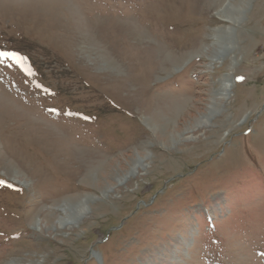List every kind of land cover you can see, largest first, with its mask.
<instances>
[{"label":"rangeland","instance_id":"374dc122","mask_svg":"<svg viewBox=\"0 0 264 264\" xmlns=\"http://www.w3.org/2000/svg\"><path fill=\"white\" fill-rule=\"evenodd\" d=\"M227 2L0 0V264H264V0L235 27ZM228 79L211 132L169 148Z\"/></svg>","mask_w":264,"mask_h":264},{"label":"bare ground","instance_id":"6f19581e","mask_svg":"<svg viewBox=\"0 0 264 264\" xmlns=\"http://www.w3.org/2000/svg\"><path fill=\"white\" fill-rule=\"evenodd\" d=\"M235 2L233 3L231 0H228L225 7L223 5L224 9L221 8L222 10L219 11V14H218L219 21L234 25V27L237 26V24H239L240 22H242L244 20L245 14L247 13V10H248V7L246 5L248 0H240V2H238L237 4ZM234 33H236V32H234L233 30H230V32L227 31L225 33L222 32L221 34L218 33L217 35H215L213 38V41L214 42L217 41V42L215 44H213V47H211V48L209 47V50H206L204 52V54H206L209 57L211 54V57L214 56L213 58L217 59V60H221V59L225 58L226 56H228L231 52H233L232 42H233ZM160 50H161L162 56H163V54H167L166 51H164L162 48H160ZM204 54H202V55H204ZM165 58L169 59L171 57L165 56ZM232 88H233L232 80L231 79L225 80V82L221 86L220 90L215 93L216 98H215L214 102L211 104V108H209V110L207 112H205L201 115V117H200L201 119L195 124V126L191 127L188 131L181 134L180 137H178V136L174 137L173 136V137H171L170 140H166V138H165L164 140H166V145H168L169 148L176 149L178 145L182 144V142L188 143V142L197 141V140H199V137H202L204 134L211 132L212 124L216 120L215 119L216 115H219V113L215 110H216L217 106H221L224 104L225 101L230 100V98L232 96L231 95ZM196 104H197V101H196ZM48 125H50V124H48ZM151 129L154 132V134L157 135L156 134L157 129L152 128V127H151ZM193 131H197L196 135H192ZM146 167L147 166H144L142 163H136L134 165L133 169L127 174V176L118 182V184H117L118 189L123 188L124 186L129 184L128 180H131V179L137 177L138 175H140V173L143 170H145ZM12 179L22 183L23 186H26V187L29 186L28 182L26 180L21 179L18 176L17 172L15 173V175L13 176ZM91 182L92 181H90V183ZM93 202H94V200H91V199H83V200L79 201L76 206H73V207L70 204H67L66 206L63 207L62 213L63 214L65 213L64 215L68 216L69 218L64 219V220H60L56 226L54 225L53 229L49 228L48 231H50V232L52 231L53 233H56V232H61V231L68 232V231L74 230L78 224L85 222V220L88 218V216L90 215V211H92L91 204L93 205ZM35 229H37V231H38V227H36ZM145 264H146V262H145Z\"/></svg>","mask_w":264,"mask_h":264},{"label":"snow or ice","instance_id":"6c2138e0","mask_svg":"<svg viewBox=\"0 0 264 264\" xmlns=\"http://www.w3.org/2000/svg\"><path fill=\"white\" fill-rule=\"evenodd\" d=\"M0 57H4V58L11 57L13 59H19V57H17L15 53H8V52H0ZM0 183H3V181H0Z\"/></svg>","mask_w":264,"mask_h":264}]
</instances>
